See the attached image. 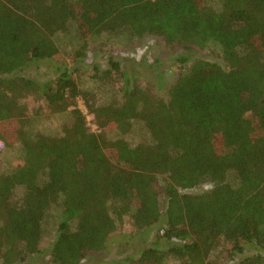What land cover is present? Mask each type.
<instances>
[{
	"label": "trees",
	"instance_id": "trees-1",
	"mask_svg": "<svg viewBox=\"0 0 264 264\" xmlns=\"http://www.w3.org/2000/svg\"><path fill=\"white\" fill-rule=\"evenodd\" d=\"M145 36L181 54L165 96L112 58L30 73ZM0 140V264H82L126 219L155 240L107 264H264V0H0Z\"/></svg>",
	"mask_w": 264,
	"mask_h": 264
},
{
	"label": "rangeland",
	"instance_id": "rangeland-1",
	"mask_svg": "<svg viewBox=\"0 0 264 264\" xmlns=\"http://www.w3.org/2000/svg\"><path fill=\"white\" fill-rule=\"evenodd\" d=\"M63 53L62 57H55L51 61H43L35 66H32L30 73L40 81L45 82L46 80H50L55 75L58 66L60 65L59 63L62 62V65L65 66L67 65L81 68L83 74L85 75V72L92 69L95 62L99 63L102 68H108V62L112 58L122 62L131 76L134 75L135 77L149 80L155 86L159 82L160 86L156 87V91L162 96H165L166 87L174 81L175 74L177 72L176 61L181 55L179 52L173 51L171 47L166 46L161 38L153 36H145L144 39L139 41L136 45L130 46L129 49L126 50H123L120 45H117V47L112 51L97 54V57L95 58L93 54L88 58L83 59L80 56H77L79 54L78 51L73 52L70 49L64 51ZM204 55L205 54L201 52L193 53V59L206 58ZM209 58L212 59L211 57ZM74 76L76 77L77 73ZM85 79L87 80L86 77ZM82 87H89L90 89L89 84H82ZM31 106L32 105H27V109L30 110ZM78 107L84 114L87 115V122L92 130L99 132L94 124L92 116L88 115V110L81 99L78 100ZM14 160H16V158H14ZM0 163H5L4 159H0ZM18 195L21 196L22 194L19 193ZM56 215V211L50 214V216ZM47 229L49 232L44 238V245L54 241L53 237L55 229L49 226ZM132 233L131 225L126 219V223L123 226H120L118 231L110 237L107 252L100 255L89 256L82 264H107L115 258L119 260L117 262H120V260L128 254H136L139 247H143L148 242L151 241L150 243H152V241L154 242L155 240V229L143 232L142 235L136 234L133 236ZM245 247L247 252L257 251V248H253L251 245H247ZM43 258H40L39 255H33L29 261L30 264H53L47 254L43 255ZM164 264L178 263L173 259H168Z\"/></svg>",
	"mask_w": 264,
	"mask_h": 264
},
{
	"label": "built area",
	"instance_id": "built-area-1",
	"mask_svg": "<svg viewBox=\"0 0 264 264\" xmlns=\"http://www.w3.org/2000/svg\"><path fill=\"white\" fill-rule=\"evenodd\" d=\"M5 148L4 142L0 140V152Z\"/></svg>",
	"mask_w": 264,
	"mask_h": 264
}]
</instances>
